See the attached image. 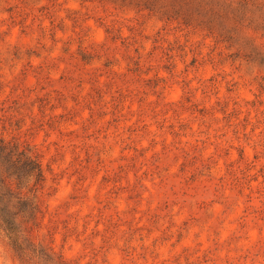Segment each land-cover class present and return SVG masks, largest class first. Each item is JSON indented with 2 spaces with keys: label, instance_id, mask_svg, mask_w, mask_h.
Listing matches in <instances>:
<instances>
[{
  "label": "rangeland",
  "instance_id": "1",
  "mask_svg": "<svg viewBox=\"0 0 264 264\" xmlns=\"http://www.w3.org/2000/svg\"><path fill=\"white\" fill-rule=\"evenodd\" d=\"M189 8L0 0V133L38 159L53 260L264 264V13Z\"/></svg>",
  "mask_w": 264,
  "mask_h": 264
},
{
  "label": "trees",
  "instance_id": "2",
  "mask_svg": "<svg viewBox=\"0 0 264 264\" xmlns=\"http://www.w3.org/2000/svg\"><path fill=\"white\" fill-rule=\"evenodd\" d=\"M106 1L115 3L118 0ZM150 1L152 4L164 2V6L175 11L178 17L182 15L190 18L201 16L199 11L189 8L195 3L206 9L205 15L210 16L207 21L214 25L219 17L229 22H238L236 13L251 14V10L264 13V0H221L222 4L220 0ZM220 9L225 12L219 13ZM41 179V168L36 155L30 149L22 148L18 142L6 140L0 133V233L7 238L22 264H62L32 244L25 235L24 224L33 220L38 211L36 192L32 193L28 185L31 180L35 185Z\"/></svg>",
  "mask_w": 264,
  "mask_h": 264
}]
</instances>
